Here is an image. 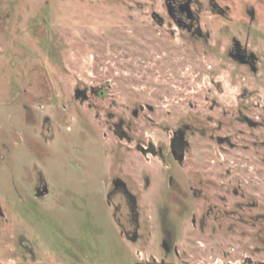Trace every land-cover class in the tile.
<instances>
[{
	"label": "flooded vegetation",
	"instance_id": "1",
	"mask_svg": "<svg viewBox=\"0 0 264 264\" xmlns=\"http://www.w3.org/2000/svg\"><path fill=\"white\" fill-rule=\"evenodd\" d=\"M232 1L136 3L139 10L148 9L156 25L181 30L206 45L215 30L206 28V16L222 20L221 29L229 35L223 48L226 57L220 59L230 67V81L237 90L232 101L221 100L224 87L214 80L201 107L190 101L189 110L181 118L161 120L156 135L142 126L155 121L158 105L145 103L119 110L115 98L106 103L111 87L104 85H76L71 102H60L59 86L50 82L53 71L46 70L42 61L35 63L33 57L0 58V166L9 171L11 179L15 173L20 176L26 199L41 203L53 193L42 170L38 169L30 181L24 175L28 164L23 144L29 125L47 144L69 124L80 128L87 125L85 129L97 137L99 126H103L102 142L109 161L101 181L105 201L125 240L139 245V264H179L184 255L205 259L206 253H218L221 248L226 255L246 252L253 242L252 230L262 243L264 212L253 214L252 209L259 204L239 190H245L242 172L249 170L253 158L264 172V0H245L239 7L242 18L236 17L237 6ZM11 24L12 12L0 6L1 43L10 38ZM168 113L172 114L171 109ZM203 139L228 160L216 164L212 160L211 164ZM237 175L241 177L239 182ZM152 191H156L155 196ZM0 199L7 205L8 199ZM12 210L17 216V210ZM0 217H5L1 203ZM150 222L157 229L156 240ZM19 234L21 247L31 260L35 259L33 243L24 233ZM155 245L163 255L160 260L151 251ZM246 262L253 264L248 257L238 264ZM182 264L193 263L185 259ZM257 264H264V259Z\"/></svg>",
	"mask_w": 264,
	"mask_h": 264
},
{
	"label": "rangeland",
	"instance_id": "2",
	"mask_svg": "<svg viewBox=\"0 0 264 264\" xmlns=\"http://www.w3.org/2000/svg\"><path fill=\"white\" fill-rule=\"evenodd\" d=\"M244 1L231 3L237 6L238 18L243 16L239 7ZM137 2L150 5L160 0H0V6L12 12L10 38L0 42V58L42 61L46 70L53 71L50 82L59 86L60 102H71L76 85H104L111 87L106 103L115 98L119 110L145 103L158 105L155 121L142 126L153 135L160 133L156 128L161 120L181 118L190 101L201 107L207 87L215 81L224 87L221 100L232 101L237 90L230 81V67L220 59L226 57L223 48L229 42V35L221 29L224 22L206 16V28L215 29L206 45L181 30L156 25L148 9L139 10ZM82 127L64 126L47 144L28 126L24 175L30 181L38 169L45 173L53 193L44 202L27 200L20 176L15 173L11 179L9 171L0 166V197L8 199L7 205L0 199L5 213L0 217V264H139V245L125 240L105 201L101 181L109 161L102 142L104 127L99 126L100 137L85 129L87 125ZM203 146L211 164L212 160L215 164L228 160L227 155L215 153L216 147L207 139ZM258 167L253 158L249 170L242 172L245 190H239L259 204L253 214L264 212V172ZM236 177L239 182L241 177ZM152 193L155 196L156 191ZM150 223L156 240L157 229ZM20 232L33 243L35 259L21 247ZM252 232L253 242L246 252L226 255L221 248L218 253H206L205 259L184 255L179 264L185 259L193 264H238L246 257L257 264L264 259V233L261 243L256 230ZM182 243L187 246L184 240ZM151 251L159 260L163 256L156 245Z\"/></svg>",
	"mask_w": 264,
	"mask_h": 264
}]
</instances>
